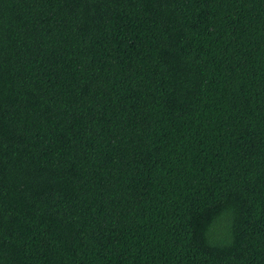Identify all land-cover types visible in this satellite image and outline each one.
Masks as SVG:
<instances>
[{"label": "trees", "instance_id": "16d2710c", "mask_svg": "<svg viewBox=\"0 0 264 264\" xmlns=\"http://www.w3.org/2000/svg\"><path fill=\"white\" fill-rule=\"evenodd\" d=\"M0 264H264V0H0Z\"/></svg>", "mask_w": 264, "mask_h": 264}]
</instances>
